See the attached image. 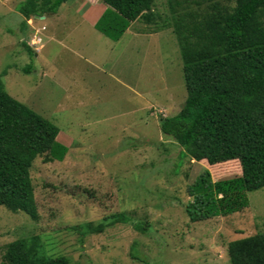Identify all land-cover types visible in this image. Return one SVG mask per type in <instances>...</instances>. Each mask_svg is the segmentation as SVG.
I'll return each mask as SVG.
<instances>
[{"label":"rangeland","instance_id":"374dc122","mask_svg":"<svg viewBox=\"0 0 264 264\" xmlns=\"http://www.w3.org/2000/svg\"><path fill=\"white\" fill-rule=\"evenodd\" d=\"M22 1L0 0V78L13 98L59 127L68 152L62 162L33 164L38 221L0 206V262L7 244L36 235L46 255L70 264H142L133 252L149 264H231L230 242L264 233V188L248 193L241 213L194 223L187 216V189L205 170L215 182L242 170L237 160L187 158L178 166L182 149L161 132L160 119L187 98L173 28L149 33L155 26L138 20L114 42L94 27L105 4L71 0L22 31ZM154 10L170 16L167 0ZM119 213L130 221L96 234L73 229ZM145 222L142 233L135 226Z\"/></svg>","mask_w":264,"mask_h":264},{"label":"trees","instance_id":"16d2710c","mask_svg":"<svg viewBox=\"0 0 264 264\" xmlns=\"http://www.w3.org/2000/svg\"><path fill=\"white\" fill-rule=\"evenodd\" d=\"M71 0H23L21 30L28 20L57 14ZM107 7L94 24L110 40L119 41L131 24L142 20L155 26L149 33L173 28L183 63L187 98L181 110L161 118L166 138L187 158L210 165L239 161L242 175L213 181L209 170L188 189L185 211L191 222L228 217L245 211L248 193L264 188V0H167L170 16L161 17L156 0H99ZM31 60L35 52L22 42ZM33 64L24 68L30 74ZM4 75V74H3ZM60 129L13 98L0 78V206L39 220L31 178L34 162H62L68 148L57 141ZM124 213L99 224L74 230L83 235L102 233L116 223H128ZM136 229L147 232L148 224ZM137 246V243L133 248ZM231 264H264V233L232 241ZM142 264L147 261L135 256ZM0 264H70L65 256L46 255L41 239L33 235L5 246Z\"/></svg>","mask_w":264,"mask_h":264},{"label":"water","instance_id":"95a60500","mask_svg":"<svg viewBox=\"0 0 264 264\" xmlns=\"http://www.w3.org/2000/svg\"><path fill=\"white\" fill-rule=\"evenodd\" d=\"M41 18H44V17H41Z\"/></svg>","mask_w":264,"mask_h":264},{"label":"clouds","instance_id":"9594fccd","mask_svg":"<svg viewBox=\"0 0 264 264\" xmlns=\"http://www.w3.org/2000/svg\"><path fill=\"white\" fill-rule=\"evenodd\" d=\"M41 19H43V18H41Z\"/></svg>","mask_w":264,"mask_h":264}]
</instances>
